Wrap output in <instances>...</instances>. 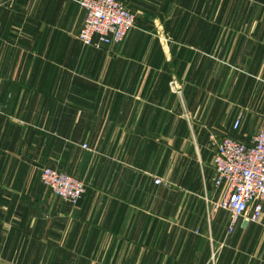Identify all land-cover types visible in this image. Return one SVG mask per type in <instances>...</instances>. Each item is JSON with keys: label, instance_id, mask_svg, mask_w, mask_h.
<instances>
[{"label": "crops", "instance_id": "obj_1", "mask_svg": "<svg viewBox=\"0 0 264 264\" xmlns=\"http://www.w3.org/2000/svg\"><path fill=\"white\" fill-rule=\"evenodd\" d=\"M118 1L125 41L84 47L79 0H0V264H264V215L213 210L210 141L264 129V0Z\"/></svg>", "mask_w": 264, "mask_h": 264}, {"label": "built area", "instance_id": "obj_2", "mask_svg": "<svg viewBox=\"0 0 264 264\" xmlns=\"http://www.w3.org/2000/svg\"><path fill=\"white\" fill-rule=\"evenodd\" d=\"M78 5L85 16L76 38L84 47L121 45L135 26V14L118 0H79ZM170 86L180 93L173 82ZM240 121L238 116L233 131L239 128ZM210 141L211 182L215 190H222L212 206L215 211L226 212L230 234L244 224L259 222L264 215V129L249 144L230 136L211 137ZM39 177L52 195L71 205H76L84 194L82 181L55 169L42 168ZM154 184H161V180L155 178Z\"/></svg>", "mask_w": 264, "mask_h": 264}]
</instances>
